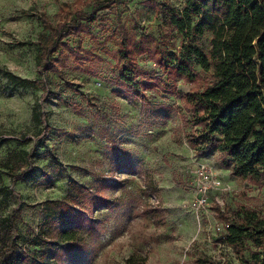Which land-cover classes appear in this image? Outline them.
I'll list each match as a JSON object with an SVG mask.
<instances>
[{"label":"rangeland","instance_id":"374dc122","mask_svg":"<svg viewBox=\"0 0 264 264\" xmlns=\"http://www.w3.org/2000/svg\"><path fill=\"white\" fill-rule=\"evenodd\" d=\"M95 3L0 0L1 83H6L7 71L36 79L39 37L69 22L75 9L91 11ZM163 3L181 8L184 0H117V6L104 11L94 38L85 37L83 43L103 61L95 62L89 74L70 60L68 84L50 74L49 100L42 99L40 86L0 92V219L10 216L19 202L5 193L17 191L25 242L42 224L45 203L64 199L71 186H84L108 200L95 213L99 231L85 235L86 248L73 250L67 264H127L133 255L135 264H199L204 258L239 264L232 248L222 243L221 214H231L240 205L264 212V184L232 176L218 155L198 157L187 143L190 128L180 117L179 94L188 93L190 84L180 81L178 95L148 91L146 102L115 85V28L124 26L137 38L159 36L165 32L158 14ZM208 39L198 44L208 50ZM172 42L179 45V39ZM139 62L150 77L160 75L146 56ZM37 105L48 116L47 134L33 122ZM24 152L34 154L35 166L47 168L49 179L36 172L11 183L8 172ZM199 165L210 167L222 182L208 194L206 209L195 207Z\"/></svg>","mask_w":264,"mask_h":264},{"label":"trees","instance_id":"16d2710c","mask_svg":"<svg viewBox=\"0 0 264 264\" xmlns=\"http://www.w3.org/2000/svg\"><path fill=\"white\" fill-rule=\"evenodd\" d=\"M95 2L91 11L77 8L69 22L39 37L36 79L7 71L0 92L40 86L42 99L49 100L53 94L46 78L54 74L68 84L70 60L93 73V64L103 58L84 48V38H94L103 12L117 6V0ZM158 14L165 29L159 36L137 38L124 26L115 28V85L127 96L146 102L148 91L178 95L180 81L190 84L188 93L179 94V111L184 127L190 128L185 138L196 156L218 155L232 176L249 184H264V0H184L181 8L159 4ZM207 36L208 50L198 44ZM70 38L76 42L72 44ZM175 39H179L178 46L172 42ZM144 56L160 75L150 77L144 72L139 62ZM32 119L42 126V133L49 132L48 116L40 105L35 106ZM33 155L24 152L10 168L12 184L36 172L49 179L47 168L35 166ZM5 195L19 202L10 216L0 219V264H67L73 250L86 248L85 235L99 231L96 211L109 205L98 193L71 186L64 199L45 203L42 224L23 242L21 196L15 190ZM221 220L225 223L222 243L232 248L239 264H264L263 210L240 205L231 214H221ZM134 260L133 255L126 263L135 264ZM199 264L234 263L204 258Z\"/></svg>","mask_w":264,"mask_h":264},{"label":"built area","instance_id":"2783aa9c","mask_svg":"<svg viewBox=\"0 0 264 264\" xmlns=\"http://www.w3.org/2000/svg\"><path fill=\"white\" fill-rule=\"evenodd\" d=\"M196 178L197 184L195 191L197 193V198L195 207L197 209H206L209 205L208 194L215 191L216 189H220L222 182L217 176L213 174V171L210 167L203 165L198 166ZM110 183H114V181H111Z\"/></svg>","mask_w":264,"mask_h":264}]
</instances>
